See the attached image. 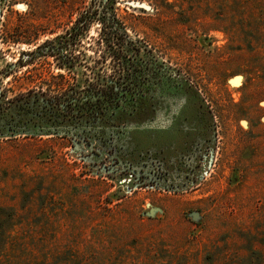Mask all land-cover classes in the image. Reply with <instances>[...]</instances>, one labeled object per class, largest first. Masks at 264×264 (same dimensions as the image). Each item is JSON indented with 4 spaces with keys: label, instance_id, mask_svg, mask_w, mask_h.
<instances>
[{
    "label": "rangeland",
    "instance_id": "1",
    "mask_svg": "<svg viewBox=\"0 0 264 264\" xmlns=\"http://www.w3.org/2000/svg\"><path fill=\"white\" fill-rule=\"evenodd\" d=\"M130 55L163 77L123 141L19 106ZM3 101L0 264H264V0H0Z\"/></svg>",
    "mask_w": 264,
    "mask_h": 264
},
{
    "label": "trees",
    "instance_id": "2",
    "mask_svg": "<svg viewBox=\"0 0 264 264\" xmlns=\"http://www.w3.org/2000/svg\"><path fill=\"white\" fill-rule=\"evenodd\" d=\"M93 13H97V8L82 13L77 22L83 21V18H85L84 22L91 21L94 18ZM117 24L118 26L114 28L111 26L114 29L112 33L126 36L124 28H121L122 25ZM79 26L76 25L80 29ZM118 69V74L112 77L101 78L100 76L95 83L87 82L82 86L73 83L63 93L51 97H47L43 94L44 92H29L26 94L27 98L20 99L19 106L29 111L31 105H39L41 112L49 115V120L53 119L49 125L52 129H47L50 133L61 132L65 127L63 133L71 131L72 137H77L78 141L89 144L93 139L105 144H112L115 138L123 141L120 126H124L126 121L134 115L136 103L143 99L144 90H149V84L153 82V79L159 80L163 77V64L155 62L151 57L147 60L143 59L140 64H135L130 55ZM3 103L6 102L3 101L0 104ZM64 122L68 123L65 124L67 127L64 126ZM113 126L117 131L112 128ZM128 150L130 153L133 152L132 148Z\"/></svg>",
    "mask_w": 264,
    "mask_h": 264
}]
</instances>
